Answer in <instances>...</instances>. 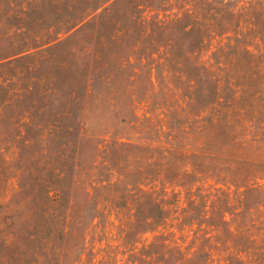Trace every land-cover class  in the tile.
I'll return each mask as SVG.
<instances>
[{
  "label": "trees",
  "instance_id": "16d2710c",
  "mask_svg": "<svg viewBox=\"0 0 264 264\" xmlns=\"http://www.w3.org/2000/svg\"><path fill=\"white\" fill-rule=\"evenodd\" d=\"M0 264H264V0H0Z\"/></svg>",
  "mask_w": 264,
  "mask_h": 264
},
{
  "label": "rangeland",
  "instance_id": "374dc122",
  "mask_svg": "<svg viewBox=\"0 0 264 264\" xmlns=\"http://www.w3.org/2000/svg\"><path fill=\"white\" fill-rule=\"evenodd\" d=\"M174 10H175V8L172 9V11H174ZM102 88H104V86L102 84H100L98 86V89H102ZM96 246H101V245L100 244H96ZM93 249H95V248H93Z\"/></svg>",
  "mask_w": 264,
  "mask_h": 264
}]
</instances>
